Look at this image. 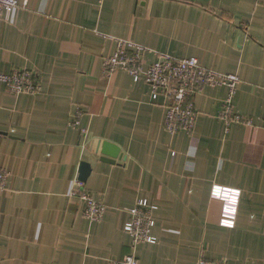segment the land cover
Instances as JSON below:
<instances>
[{
  "label": "crops",
  "instance_id": "0c3cea01",
  "mask_svg": "<svg viewBox=\"0 0 264 264\" xmlns=\"http://www.w3.org/2000/svg\"><path fill=\"white\" fill-rule=\"evenodd\" d=\"M0 21V74L36 73L38 95L0 83V264H264V0H17ZM132 41L240 79L235 112L218 120L223 87L195 97L191 134L164 130L165 101L124 71L102 75ZM156 61L144 55L143 67ZM77 110L80 115L77 116ZM77 118L78 125L70 123ZM83 135V136H82ZM120 151L104 162L100 144ZM81 162L84 188L104 204L100 222L70 196ZM239 191L233 228L219 225L213 187ZM155 207L154 244L132 249L128 209Z\"/></svg>",
  "mask_w": 264,
  "mask_h": 264
},
{
  "label": "built area",
  "instance_id": "2783aa9c",
  "mask_svg": "<svg viewBox=\"0 0 264 264\" xmlns=\"http://www.w3.org/2000/svg\"><path fill=\"white\" fill-rule=\"evenodd\" d=\"M17 0H0V21H6L12 9L18 7ZM115 42L114 53L102 62V75L112 76L117 71L128 73L134 82L143 80L150 89L153 101L162 98L165 101V117L163 128L169 134H191L197 120V110L194 100L205 88L223 87L226 95L222 100L218 120L224 124L228 133L231 125H250V121L238 115L234 110L233 101L240 79L234 74H226L203 67L195 58H175L157 53L147 47L120 38L107 37ZM153 53L156 61L143 67L144 55ZM0 83L12 95H38L42 86L36 73L28 70H14L10 74H0ZM80 115L77 110V116ZM71 126L78 125L77 118ZM83 136V135H82ZM8 174L0 169V191L6 189ZM239 191H230L214 186L210 197L222 203L219 225L233 228L239 200ZM70 196L77 197L84 205L83 217L90 222H100L105 212L102 202L94 199L92 194L84 188L79 179L74 180ZM155 207L140 201L127 210L129 219L124 231L130 236L132 249L140 244H154L155 238L150 235L155 222L152 213ZM111 264H138L135 257L127 255L118 262ZM196 264H225L224 261H211L200 254Z\"/></svg>",
  "mask_w": 264,
  "mask_h": 264
},
{
  "label": "water",
  "instance_id": "95a60500",
  "mask_svg": "<svg viewBox=\"0 0 264 264\" xmlns=\"http://www.w3.org/2000/svg\"><path fill=\"white\" fill-rule=\"evenodd\" d=\"M100 153L104 159V162L106 163H116V160L120 158V151L117 147L111 145L110 143L103 142L100 144ZM110 160V161H107ZM79 175L78 179L80 182L84 183L86 182L88 176L90 175L91 172V167L90 164L86 162H81L79 165Z\"/></svg>",
  "mask_w": 264,
  "mask_h": 264
}]
</instances>
